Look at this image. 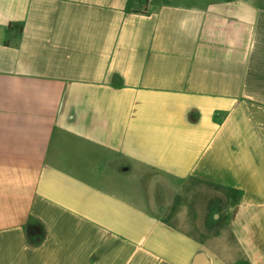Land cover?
I'll return each mask as SVG.
<instances>
[{"label": "crops", "instance_id": "1", "mask_svg": "<svg viewBox=\"0 0 264 264\" xmlns=\"http://www.w3.org/2000/svg\"><path fill=\"white\" fill-rule=\"evenodd\" d=\"M0 264H264V0H0Z\"/></svg>", "mask_w": 264, "mask_h": 264}, {"label": "trees", "instance_id": "2", "mask_svg": "<svg viewBox=\"0 0 264 264\" xmlns=\"http://www.w3.org/2000/svg\"><path fill=\"white\" fill-rule=\"evenodd\" d=\"M20 27L18 26V29H19Z\"/></svg>", "mask_w": 264, "mask_h": 264}]
</instances>
